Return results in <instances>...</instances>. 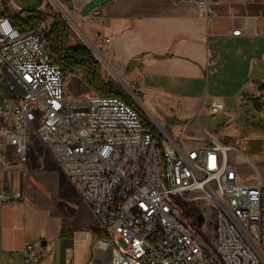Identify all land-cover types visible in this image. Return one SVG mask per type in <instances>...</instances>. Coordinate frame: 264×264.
I'll return each mask as SVG.
<instances>
[{"label": "built area", "instance_id": "1", "mask_svg": "<svg viewBox=\"0 0 264 264\" xmlns=\"http://www.w3.org/2000/svg\"><path fill=\"white\" fill-rule=\"evenodd\" d=\"M0 85V153L10 148L23 162L29 138L41 143L110 240L109 264H264V182L255 166V182H240L229 157H245L244 140L187 143L185 127L178 139L148 128L121 98L70 94L43 29L19 31L7 0H0ZM223 108L213 99L207 112ZM19 197L0 190V207ZM21 254L24 264H51L32 244Z\"/></svg>", "mask_w": 264, "mask_h": 264}, {"label": "crops", "instance_id": "2", "mask_svg": "<svg viewBox=\"0 0 264 264\" xmlns=\"http://www.w3.org/2000/svg\"><path fill=\"white\" fill-rule=\"evenodd\" d=\"M200 1L206 2V9L198 7ZM57 4L64 20L91 46L109 53L137 48L145 77L169 79L180 88L178 94L188 101L183 108L191 117L182 126L187 143L231 139L200 124V112L212 115L207 107L213 99L223 102L222 112L235 101L237 109L226 113H237L238 118L249 106L264 110L260 103L264 0H63ZM235 30H240L239 36L231 35ZM205 80L207 85L211 82L210 95L208 90L201 94ZM193 87L197 93L190 94ZM2 98L0 85V103ZM260 148L264 150V144ZM36 151L45 157V148L34 139L27 144L23 162L10 148L0 153V190L9 196L20 193L0 207V264H24L21 250L26 244L34 245L51 264H109L112 244L105 234L101 238L93 234L97 224L75 190L71 189L74 202L66 214L45 200V161L31 159ZM238 175L242 183L255 182ZM82 207L84 217L79 216Z\"/></svg>", "mask_w": 264, "mask_h": 264}, {"label": "rangeland", "instance_id": "3", "mask_svg": "<svg viewBox=\"0 0 264 264\" xmlns=\"http://www.w3.org/2000/svg\"><path fill=\"white\" fill-rule=\"evenodd\" d=\"M56 1L62 2L63 0ZM7 2L9 13H18L24 9L43 12L49 5L51 13L61 16V13H59L61 11L54 7L52 0H7ZM61 18L64 19L62 16ZM50 22L48 18L46 22L35 25L32 29L41 28L44 30L49 26ZM69 23H67L71 30L69 45L81 44L86 47L89 45V50H91L95 60L98 62L100 78L104 81L111 80L118 84L155 127L166 130L170 136L178 139L183 129V122L191 119L190 113L183 108L188 101L184 99L185 97L178 94L181 93L179 91L180 88L175 84H171L169 79L156 78L154 76L145 77L141 69L142 54L137 51V48L129 51L119 50L116 53L106 52L105 49L98 50L91 46L79 32H76L70 21ZM97 24L100 25V22H97ZM113 26L114 23L109 31L112 30ZM106 35L104 33L102 35L103 38ZM84 42L88 43V45ZM207 84V80L202 83L201 94L207 90L208 95L211 94V82L209 85ZM65 86L72 95H97L82 81L81 73L68 75L65 78ZM195 89L197 88H191L190 94L197 93ZM232 109H237L235 101L226 106L222 113L204 115L200 112V124L209 132L220 131L222 136L225 135L233 139L223 140L222 143L224 144L233 142L238 138L244 140L245 146L240 148V153L245 157L234 153L230 154L229 157L237 165L238 173L246 178L247 182H253L255 179L253 166L257 167L262 182H264V150L260 148L261 144H264V110L258 111L253 106H249L244 108L248 110L246 114L243 111L238 113V118L237 113L234 115L226 113V111H231ZM190 134L191 132H189ZM34 139L30 137L27 144ZM30 156L36 163L42 164L45 161V200L59 209L61 213H68L74 202V195L71 190H75L73 185L58 170L46 152L44 158L37 151L31 153ZM84 213L85 209L82 207L79 216L84 217Z\"/></svg>", "mask_w": 264, "mask_h": 264}, {"label": "trees", "instance_id": "4", "mask_svg": "<svg viewBox=\"0 0 264 264\" xmlns=\"http://www.w3.org/2000/svg\"><path fill=\"white\" fill-rule=\"evenodd\" d=\"M49 8L50 6L47 5V8L43 12L24 9L18 13H9V19L19 31L26 32L35 25L44 21L46 22L49 18L51 22L49 26L43 30V34L48 45L52 63L60 68L63 79L65 80L68 75L81 73L82 81L88 85L94 93L101 96L123 99L137 110L144 126L153 129L152 123L140 111L131 98L124 93L118 84L114 81H104L100 78L99 65L91 50L81 44L69 45L71 31L69 25L60 15L51 13ZM183 215L189 220L192 228L196 229L194 211H184ZM93 234L98 238L105 236L98 229L93 230Z\"/></svg>", "mask_w": 264, "mask_h": 264}, {"label": "bare ground", "instance_id": "5", "mask_svg": "<svg viewBox=\"0 0 264 264\" xmlns=\"http://www.w3.org/2000/svg\"><path fill=\"white\" fill-rule=\"evenodd\" d=\"M56 5H58V4H56Z\"/></svg>", "mask_w": 264, "mask_h": 264}, {"label": "water", "instance_id": "6", "mask_svg": "<svg viewBox=\"0 0 264 264\" xmlns=\"http://www.w3.org/2000/svg\"><path fill=\"white\" fill-rule=\"evenodd\" d=\"M199 222H200V220H199Z\"/></svg>", "mask_w": 264, "mask_h": 264}]
</instances>
